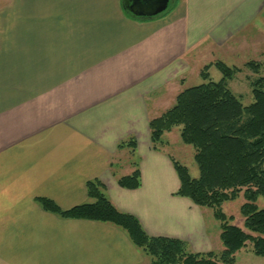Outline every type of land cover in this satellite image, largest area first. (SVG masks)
Instances as JSON below:
<instances>
[{"label":"crops","instance_id":"1","mask_svg":"<svg viewBox=\"0 0 264 264\" xmlns=\"http://www.w3.org/2000/svg\"><path fill=\"white\" fill-rule=\"evenodd\" d=\"M261 3L174 0L135 20L122 0H8L0 11V264H149L119 228L62 219L36 202L88 203L95 179L149 236L215 252L220 230L208 229L206 208L175 196L174 158L152 149L149 122L189 77H201L213 49L227 46L233 20L244 27ZM130 139L134 152L117 148ZM137 158L140 187L121 188Z\"/></svg>","mask_w":264,"mask_h":264},{"label":"trees","instance_id":"2","mask_svg":"<svg viewBox=\"0 0 264 264\" xmlns=\"http://www.w3.org/2000/svg\"><path fill=\"white\" fill-rule=\"evenodd\" d=\"M126 15L137 18L126 9ZM215 66L222 74L218 82L209 79L208 70ZM247 68H258L254 62ZM241 70L217 61L205 66L201 78L205 83L184 89L174 105L160 117L149 122L152 149L163 146L162 136L175 127H181L180 139L194 149L198 178H191L188 169L171 159L180 186L175 196L186 198L199 208L213 211L219 223L220 253H193L187 243L174 238L151 237L133 215L117 210L104 193L102 183L95 179L87 183L88 203L61 210L48 199H37L41 209L67 220H86L110 224L123 231L130 242L149 258V264H234L235 254L251 244L252 253L264 258V209L256 205L264 199V77L251 83L253 103L244 106L228 88V82ZM135 150L130 139L118 144V149ZM131 175L121 177V188L140 187L138 163ZM243 197L240 215L242 227L232 225L222 206Z\"/></svg>","mask_w":264,"mask_h":264},{"label":"rangeland","instance_id":"3","mask_svg":"<svg viewBox=\"0 0 264 264\" xmlns=\"http://www.w3.org/2000/svg\"><path fill=\"white\" fill-rule=\"evenodd\" d=\"M7 1L0 0V11L3 10L2 7L5 6ZM170 7L171 5H169L168 9ZM257 11L259 12L258 17L250 18V22H246L244 27L241 25V17L233 20L234 36L231 38V41L227 43L226 47L213 49L208 61L200 65V62L204 60L202 59L199 62L200 66L198 65L203 69L205 64H214L220 61L228 67L239 68L241 72L236 74L227 85L229 90L238 97L244 106L253 103L251 83L260 77H264V7L262 3L259 5ZM236 14L237 12L234 11V15ZM249 62L256 63L258 68H247L245 64ZM208 74L209 79L213 82H218L222 78V74L213 65L208 70ZM203 83L205 81L200 76L193 75L187 79L184 89ZM180 129L181 127H175L169 135H164L162 140L165 142L163 149L174 158V161L176 160V162L188 169L191 178L196 179L199 176V170L194 161V149L192 146L182 143L179 133ZM126 161L123 160V163ZM135 163H138V158L135 160ZM135 163H131V166H134ZM113 166L115 169V165ZM243 202V197L240 194L238 199L225 203L222 206L223 213L227 217H232L233 221L231 223L237 227H242L243 223V218L240 215V206ZM256 205L259 209H264V199L258 198ZM204 211L208 229L211 231L215 227L219 231V223L214 219L213 211L207 208ZM216 244L217 250H215V253H220L223 247L219 239L216 240ZM234 264H264V258L255 256L252 253L251 244L248 243L244 249L235 254Z\"/></svg>","mask_w":264,"mask_h":264},{"label":"water","instance_id":"4","mask_svg":"<svg viewBox=\"0 0 264 264\" xmlns=\"http://www.w3.org/2000/svg\"><path fill=\"white\" fill-rule=\"evenodd\" d=\"M174 0H128L126 9L137 18L152 19L165 13Z\"/></svg>","mask_w":264,"mask_h":264},{"label":"flooded vegetation","instance_id":"5","mask_svg":"<svg viewBox=\"0 0 264 264\" xmlns=\"http://www.w3.org/2000/svg\"><path fill=\"white\" fill-rule=\"evenodd\" d=\"M127 2H128V0H127Z\"/></svg>","mask_w":264,"mask_h":264}]
</instances>
